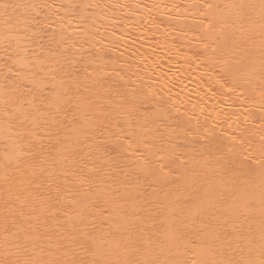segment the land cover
Masks as SVG:
<instances>
[{"label":"bare ground","instance_id":"1","mask_svg":"<svg viewBox=\"0 0 264 264\" xmlns=\"http://www.w3.org/2000/svg\"><path fill=\"white\" fill-rule=\"evenodd\" d=\"M0 264H264V0H0Z\"/></svg>","mask_w":264,"mask_h":264}]
</instances>
